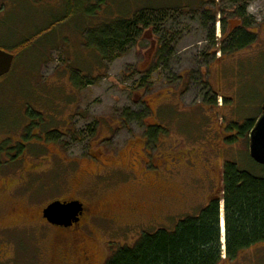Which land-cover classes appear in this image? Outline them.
Wrapping results in <instances>:
<instances>
[{
	"label": "rangeland",
	"instance_id": "rangeland-1",
	"mask_svg": "<svg viewBox=\"0 0 264 264\" xmlns=\"http://www.w3.org/2000/svg\"><path fill=\"white\" fill-rule=\"evenodd\" d=\"M182 4L146 11L165 20L142 27L122 56L103 60L95 51L94 28ZM244 6L257 41L223 56L225 38L243 25L236 13ZM92 11L79 15L78 2L67 0H0V49L13 54L32 42L9 80H0V144L10 137L12 147L22 145L31 122L53 130L47 137L35 128L25 149L12 152V164L0 156V264H58L50 254L54 233L40 228V211L55 200H80L98 217L115 213L93 219L85 233L87 248L106 264L142 235L174 231L221 196L226 161L256 175L264 169L250 159L246 139L229 129L262 112L264 0H104ZM205 13L215 16V46ZM162 41L172 53L167 67L155 69ZM72 77L86 84L76 87ZM137 114L138 121L129 118ZM224 225L222 219L223 243ZM232 264H264V245Z\"/></svg>",
	"mask_w": 264,
	"mask_h": 264
},
{
	"label": "trees",
	"instance_id": "trees-1",
	"mask_svg": "<svg viewBox=\"0 0 264 264\" xmlns=\"http://www.w3.org/2000/svg\"><path fill=\"white\" fill-rule=\"evenodd\" d=\"M77 2L79 15L85 13L86 8L90 7L94 9L90 13L94 12L93 15H95L104 0H98L96 7H85L88 0H67L70 6ZM185 6V4L178 6L167 5L163 9L148 7L138 11L131 18L119 17L110 23L98 26L91 33V37L95 39L94 49L103 60L109 58L110 55L113 56L115 52H117L116 57L122 56L126 52L128 45L133 44L136 38L140 36L142 27H155L153 25L155 21L161 23L165 20V14L157 16L156 20H154V14L151 13L149 16L146 11L180 10ZM69 10L70 14H72V9ZM203 16L204 21L208 20L211 22L210 41L212 46H215V16H211L209 13H205ZM246 16V6L237 11L236 17L244 22L242 26L233 28L225 38L223 47L219 51L223 56L243 51L256 43L257 34L249 30L250 24L246 20ZM66 18L67 16L63 20ZM31 47L32 42L30 43V41L15 46V52L13 53L15 61L19 55L28 52ZM169 47L163 41L161 42L156 56L155 69L169 65L170 54L172 53L167 52ZM84 78L72 77L70 80L76 87H79L86 84L83 80ZM181 79L184 80V78ZM8 80L9 76L7 75L5 82ZM144 83L140 87H143ZM87 84L89 85L91 82H87ZM207 85L210 87L209 83ZM140 115H133L136 117L131 115L129 118H134L135 121H138L141 118ZM255 122L256 120L253 119L244 121L243 124L234 122L229 126V129L235 134L238 133L239 137L245 138L249 145L248 135ZM47 123L44 124L43 120L40 121V124L31 122L30 127L24 133L23 143L26 144L30 141V136L33 132L35 133L34 129L37 127H45L44 129H47L46 131L49 135L50 131L53 130H48ZM153 130L146 135L150 141H153L163 128L159 125ZM55 131L59 132L56 129ZM235 134L230 139L235 138ZM23 143L18 145L19 151L24 149ZM10 144V139L0 144V155L4 151H9ZM262 167L264 168V166ZM261 172L262 174L256 175L250 171L243 170L233 161H226L223 168L221 196H211L206 207L201 209L196 215L182 220L174 231L160 229L154 233L142 235L133 247L126 246L119 249L110 257L106 264H232L246 251L263 246L264 169ZM222 202L224 204L225 218V252L221 243L220 229Z\"/></svg>",
	"mask_w": 264,
	"mask_h": 264
},
{
	"label": "flooded vegetation",
	"instance_id": "flooded-vegetation-1",
	"mask_svg": "<svg viewBox=\"0 0 264 264\" xmlns=\"http://www.w3.org/2000/svg\"><path fill=\"white\" fill-rule=\"evenodd\" d=\"M42 127H40V128L42 129ZM44 128L45 127H43V129ZM41 129L39 131L40 133L44 134L45 136L48 135V132L46 131L47 129L46 130L45 129L41 130ZM9 139L11 141L10 137H9ZM23 146L25 149L26 144H24ZM16 149L19 151L18 147H12V145H11L9 147V151L2 152L0 156H3V157L8 156V161L6 163L12 164V152H14ZM24 149H22V150H24ZM22 150H20L19 152H22ZM13 160H14V158H13ZM1 164L2 163L0 162V165ZM14 165H15V163H14ZM222 177H223V173H222ZM8 178L12 179V175H9ZM8 178H6V179H8ZM14 191H15V189H14ZM1 192H2V195H4V194L6 195V193H8V190L3 189ZM56 201H60V202L78 201L83 205L82 212H80L77 215V217L73 220L72 225H70L69 227H61V226L53 225L44 217V210L50 204H52ZM50 204H48L45 208H43L40 211V224L42 226L40 228L42 230L44 229V227L50 228L52 231L51 233H54L55 245H54V248L51 249V253H50V254H52L53 262L58 263V264H98L97 257L86 246V240H87L88 235L85 233L87 230L90 229L89 228L90 223L92 222L93 219L99 218V219H103V220L104 219L109 220L108 218H111L112 215L115 213L110 212V213H108L109 215H106V216L105 215H99L101 217H98V215L94 213L95 210L92 206H87L86 204H84V202H81L80 200H77V199H68V200L58 199V200L51 202ZM127 211H129V209H127ZM131 211H134V210L131 209ZM222 214H223V210H222ZM102 216H105V217H102ZM223 220H224V218H223ZM224 224H225V221H224ZM25 227H28V226H25ZM21 228H24V227H21ZM9 230H11V229H9ZM3 252H4V249L2 251L0 250V258L1 257L5 258L2 255ZM42 254H43L42 257H45V255H47L43 251H42ZM6 261L11 262L12 257L8 258V259L6 258Z\"/></svg>",
	"mask_w": 264,
	"mask_h": 264
},
{
	"label": "water",
	"instance_id": "water-1",
	"mask_svg": "<svg viewBox=\"0 0 264 264\" xmlns=\"http://www.w3.org/2000/svg\"><path fill=\"white\" fill-rule=\"evenodd\" d=\"M14 62V54L0 49V80L11 73ZM261 110L260 116L248 135V151L250 158L256 164L264 166V104ZM82 210L83 205L78 201H56L44 210V217L53 225L69 227Z\"/></svg>",
	"mask_w": 264,
	"mask_h": 264
},
{
	"label": "bare ground",
	"instance_id": "bare-ground-1",
	"mask_svg": "<svg viewBox=\"0 0 264 264\" xmlns=\"http://www.w3.org/2000/svg\"><path fill=\"white\" fill-rule=\"evenodd\" d=\"M223 219V218H222Z\"/></svg>",
	"mask_w": 264,
	"mask_h": 264
}]
</instances>
